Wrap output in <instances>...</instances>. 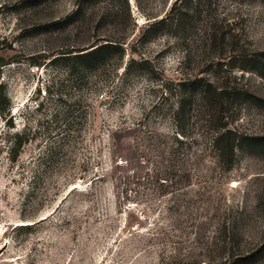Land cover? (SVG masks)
<instances>
[{
    "label": "rangeland",
    "instance_id": "1",
    "mask_svg": "<svg viewBox=\"0 0 264 264\" xmlns=\"http://www.w3.org/2000/svg\"><path fill=\"white\" fill-rule=\"evenodd\" d=\"M181 2L0 0V264H264V1Z\"/></svg>",
    "mask_w": 264,
    "mask_h": 264
},
{
    "label": "trees",
    "instance_id": "2",
    "mask_svg": "<svg viewBox=\"0 0 264 264\" xmlns=\"http://www.w3.org/2000/svg\"><path fill=\"white\" fill-rule=\"evenodd\" d=\"M182 1V0H181ZM198 1V0H197ZM264 1V0H263ZM189 3H191V0H184V2L178 6L175 10L171 11L170 14H168L166 17H162L160 20L151 23L150 25L155 24H162L169 21V17L175 15V22L177 25H182V23L185 22V19L189 17L188 11H189ZM174 17H170L169 23L167 25H171L172 20ZM189 19V18H188ZM82 50H87L83 53L75 54L76 56H79L84 59V61L89 63V68L94 69L95 67L103 66L105 63H107L114 53L118 51L120 58L123 57V48L121 47L120 43H118L116 40L101 43V44H95V45H89L82 47L80 49L74 50L77 52H80ZM70 52V51H69ZM260 54H254L252 57H245V62H252L255 65L258 66V73L261 76H264V62L260 59ZM245 56V55H244ZM241 69H246V66H242ZM197 86L193 88V91L189 92L188 95H185L181 98L179 102V109L177 113L183 111V107L186 106V99H188L187 103L190 104L192 102V98L196 97L197 95ZM236 92V91H234ZM233 93V92H232ZM202 96H205L206 98L209 97V103L214 101L215 99L218 101L217 103L223 102L224 99H227L230 96V92H222L217 91L216 88H210V84H206L201 86L200 93ZM249 96L248 93H245ZM252 97V96H250ZM220 123L218 125V133L213 139V147L217 149V152L226 162V168L230 169L232 167V164L234 162L235 158V152L238 148H245L244 145L252 146L256 148H264V136H239L230 129L227 128V122L223 121V119L219 118ZM17 146L21 147L23 144V141L18 140ZM264 248V245L262 246Z\"/></svg>",
    "mask_w": 264,
    "mask_h": 264
}]
</instances>
